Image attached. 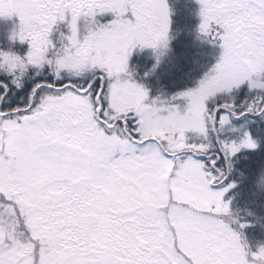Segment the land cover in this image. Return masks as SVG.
<instances>
[{"label": "snow or ice", "instance_id": "snow-or-ice-1", "mask_svg": "<svg viewBox=\"0 0 264 264\" xmlns=\"http://www.w3.org/2000/svg\"><path fill=\"white\" fill-rule=\"evenodd\" d=\"M198 4V30L221 51L177 94L181 109L146 102L147 89L121 76L134 48L165 45L166 0H0V17L19 21L11 38L29 45L23 57L0 51V71L16 87L29 65L52 76L26 104L0 108V264L264 262V246L247 251L223 218L232 185L211 187L221 159L256 146L247 133L219 138L242 113L215 98L244 82L264 89V0ZM7 88L0 80V98Z\"/></svg>", "mask_w": 264, "mask_h": 264}, {"label": "trees", "instance_id": "trees-1", "mask_svg": "<svg viewBox=\"0 0 264 264\" xmlns=\"http://www.w3.org/2000/svg\"><path fill=\"white\" fill-rule=\"evenodd\" d=\"M166 3L169 8V29L165 45L156 49L134 48L128 58L126 73L129 80L147 89L148 101L156 99L158 105L182 103L184 98L177 94L198 86L199 81L218 60L221 51L218 43L212 42L211 38L198 30V0H166ZM13 16L6 17L11 20L7 26L0 22V51L23 57L29 45L27 41L11 38L19 24L18 18ZM112 18L111 13L99 16L101 22ZM66 31L65 24L60 22L54 26L50 38L58 44L60 33ZM51 79L47 65L39 69L29 65L20 77V87H16L10 83V77L0 71V80L8 82L7 92L0 98V108L26 104L33 86ZM261 80H264V74ZM257 97L264 98V89H250L247 82H244L228 93L217 94L215 98L217 103L230 100L234 111L242 113L230 117L229 123L218 133L219 138L239 142L247 133L256 145L254 148L239 149L227 162L221 159L219 163L223 178L220 183L212 185L214 189L232 185L222 196L229 207L228 214L223 218L241 235V241L249 252H256L264 246V110L246 111ZM187 135L191 137L193 134Z\"/></svg>", "mask_w": 264, "mask_h": 264}, {"label": "rangeland", "instance_id": "rangeland-1", "mask_svg": "<svg viewBox=\"0 0 264 264\" xmlns=\"http://www.w3.org/2000/svg\"><path fill=\"white\" fill-rule=\"evenodd\" d=\"M13 18H14V16H12ZM18 21V20H17ZM0 22H2V23H4V26H7V24L9 25V22H11V20H9V19H7L6 17H0ZM14 22V21H13ZM128 72V71H127ZM121 76H122V78H124V79H130V77L126 74V73H122L121 74ZM130 81H133V80H130ZM133 82H135V81H133ZM136 83V82H135ZM138 84V83H137ZM146 102H148V103H150L149 101H148V99H147V101ZM176 105H179V107L181 108V109H183V107L186 105V100L184 99V101L182 102V103H180V104H176ZM212 187V186H211ZM213 190H220V189H214V188H212Z\"/></svg>", "mask_w": 264, "mask_h": 264}, {"label": "clouds", "instance_id": "clouds-1", "mask_svg": "<svg viewBox=\"0 0 264 264\" xmlns=\"http://www.w3.org/2000/svg\"><path fill=\"white\" fill-rule=\"evenodd\" d=\"M262 264H264V262H262Z\"/></svg>", "mask_w": 264, "mask_h": 264}]
</instances>
